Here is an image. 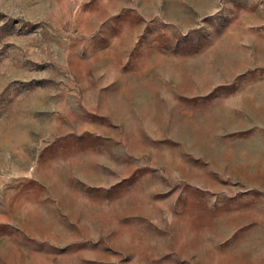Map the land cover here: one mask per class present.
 Wrapping results in <instances>:
<instances>
[{"label": "rangeland", "instance_id": "374dc122", "mask_svg": "<svg viewBox=\"0 0 264 264\" xmlns=\"http://www.w3.org/2000/svg\"><path fill=\"white\" fill-rule=\"evenodd\" d=\"M0 264H264V0H0Z\"/></svg>", "mask_w": 264, "mask_h": 264}]
</instances>
